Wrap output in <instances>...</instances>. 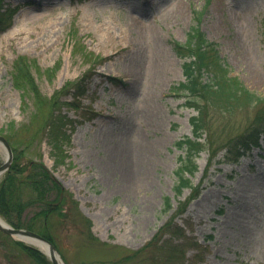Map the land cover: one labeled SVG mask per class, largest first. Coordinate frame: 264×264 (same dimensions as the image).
I'll return each mask as SVG.
<instances>
[{"label": "rangeland", "instance_id": "374dc122", "mask_svg": "<svg viewBox=\"0 0 264 264\" xmlns=\"http://www.w3.org/2000/svg\"><path fill=\"white\" fill-rule=\"evenodd\" d=\"M0 5V13L12 10L11 25L0 31V131L11 123L21 127L14 140L24 151L22 163L44 162L78 202L66 219L55 213L47 225L64 264H164L168 253L161 248L168 246L177 249L173 264H264V138L236 163L215 164L199 197L175 215L177 201L190 194L186 189L175 197L174 171L183 153L175 142L192 136L189 119L196 112L171 90L184 80L183 59L173 44L185 43L190 27L199 24L216 43L229 76L264 98V0H2ZM74 28L95 60L73 53L68 35ZM19 55L43 70L61 62L52 80L36 74L45 97L67 82L82 84L77 107H61L70 134L63 163L56 164L51 143L37 130L47 108L32 121L33 99L26 98L25 106L12 85ZM259 77L262 83L255 82ZM62 100L71 101L72 94ZM254 110L235 113L228 129L245 130ZM228 136L218 132L217 144ZM0 159L5 160L2 148ZM207 161L208 153H201L195 184ZM38 210L30 208L27 217ZM177 228L182 236L172 234ZM154 238L158 244L149 246ZM16 242L0 231V264H38Z\"/></svg>", "mask_w": 264, "mask_h": 264}, {"label": "trees", "instance_id": "16d2710c", "mask_svg": "<svg viewBox=\"0 0 264 264\" xmlns=\"http://www.w3.org/2000/svg\"><path fill=\"white\" fill-rule=\"evenodd\" d=\"M1 2L2 0L0 4ZM1 8L0 5V11ZM11 17L12 10L6 9L0 13V31L11 25ZM196 19L200 23V16ZM68 37L74 42L75 55L81 53L87 61L97 58L80 41L75 28L69 32ZM173 48L177 56L184 59L182 64L184 80L173 85L171 90L183 96L184 106L196 112L189 119L192 136H184L175 142V147L183 152L178 156V166L174 171L175 197L179 198L186 189L190 190L185 200L177 201L175 215L178 216L199 197L202 185L209 178L210 169L215 164L237 161L254 146L260 147V137L264 138V98L249 91L236 77L229 76L228 68L219 56L216 43L206 38L199 24L190 27L185 43L174 42ZM60 63L59 61L54 67L43 70L36 60L26 55H19L13 61L10 73L12 85L20 92L22 103L26 106V98L33 99L32 121L36 120L38 113L42 114L43 107L47 108V115L37 130H43L51 143L56 164L63 163L67 157L63 146L70 140L66 128L68 119L62 113L61 107L63 104L77 107L84 93L81 83L73 86L72 82L65 83L49 98L41 93L36 74L52 80L61 67ZM69 93L72 94V100L63 101L62 98ZM251 109H255L252 124L245 127V130L233 134L235 132L228 129L231 126L232 116L237 112L247 113ZM21 130V127L11 123L5 130L0 131L1 134L6 132L4 136L13 150L11 166L0 181V215L13 227L38 232L54 244L53 237L47 231L49 217L57 213L62 219H66L72 207L78 210V202L44 162L29 159L26 163H22L24 151L19 150L14 140V134ZM218 132L229 134L227 139L219 144L216 141ZM203 152L208 153L207 167L200 182L195 184L193 179L199 170L197 160ZM220 152H223L222 156H219ZM1 164L0 159V166ZM34 206L39 210L27 217V211ZM171 208V199L166 198L165 209ZM86 225L91 228L92 222L86 219ZM169 225L171 224H167L163 230L167 231L168 229L165 228ZM183 233L180 228L172 232L173 235L179 236ZM89 236L93 237L91 230ZM16 244L20 245L38 264H51L37 248L20 241ZM157 244L158 240L154 238L148 245ZM168 247L161 248L168 253L164 264H173L176 252L172 249H177ZM144 249L146 247L139 252H143Z\"/></svg>", "mask_w": 264, "mask_h": 264}, {"label": "water", "instance_id": "95a60500", "mask_svg": "<svg viewBox=\"0 0 264 264\" xmlns=\"http://www.w3.org/2000/svg\"><path fill=\"white\" fill-rule=\"evenodd\" d=\"M0 147L5 151V161L0 167V175H1L9 169L12 162L13 153L9 142L2 135H0ZM0 230L14 237L15 239L21 241H25V239H27L32 242L35 241L40 245L48 246V252H45V254L50 259L52 264H59V262L64 264L55 246L43 236L31 230H27L23 228H14L11 225H9L5 220H3L1 217H0Z\"/></svg>", "mask_w": 264, "mask_h": 264}, {"label": "bare ground", "instance_id": "6f19581e", "mask_svg": "<svg viewBox=\"0 0 264 264\" xmlns=\"http://www.w3.org/2000/svg\"><path fill=\"white\" fill-rule=\"evenodd\" d=\"M255 82L256 83H262L263 82V79H261L260 77L259 78H257V80H255ZM0 149H1V147H0ZM0 179H1V175H0ZM25 242H27V243H29V244H33V245H37L38 247H40L44 252H48V246H46V245H40V244H38L37 242H35V241H29V240H27V239H25ZM59 264H62L61 262H59Z\"/></svg>", "mask_w": 264, "mask_h": 264}]
</instances>
